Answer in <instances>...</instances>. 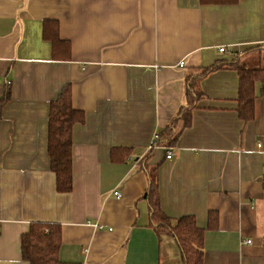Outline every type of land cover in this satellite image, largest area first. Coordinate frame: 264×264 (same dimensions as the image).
I'll use <instances>...</instances> for the list:
<instances>
[{"label": "crops", "instance_id": "0c3cea01", "mask_svg": "<svg viewBox=\"0 0 264 264\" xmlns=\"http://www.w3.org/2000/svg\"><path fill=\"white\" fill-rule=\"evenodd\" d=\"M45 24L69 59L53 58ZM263 42L264 0H0V264H28L20 238L35 222L59 225L64 264H181L175 239L158 237L149 219L153 169L173 224L193 216L205 229L217 213L202 264H264V84L243 125L237 73L223 66L263 68ZM215 65L196 81L174 156L149 154L190 101L187 76ZM67 86L84 120L71 129L72 190L59 193L48 115Z\"/></svg>", "mask_w": 264, "mask_h": 264}, {"label": "trees", "instance_id": "16d2710c", "mask_svg": "<svg viewBox=\"0 0 264 264\" xmlns=\"http://www.w3.org/2000/svg\"><path fill=\"white\" fill-rule=\"evenodd\" d=\"M201 3L214 1L218 3H237L240 0H200ZM43 35L51 42L52 56L57 60H67L69 44L62 41L56 30L45 24ZM225 68L234 70L238 76V90L236 97V112L243 125H247L254 118L256 82L264 84V67L249 68L238 60L224 63ZM218 66H212L204 70H196V74L187 76L186 93L190 97L188 104L180 108L171 123L166 126L155 140V145L149 148V154L157 147L166 150L172 148L180 134L191 124L192 111L195 108V98L200 95L196 91V81L205 78L208 74L216 71ZM7 100L4 96L0 100V107ZM84 114L76 110L71 104L70 88L67 86L56 100L49 106L48 115V155L50 170L55 176V189L59 193H69L72 190L71 175V129L74 124L82 123ZM116 151L112 153L115 159ZM146 165H144V169ZM146 172L148 169H145ZM155 170L148 172V186L143 197L148 203L149 219L155 234L168 235L175 239L181 250V264H202L203 238L205 231L216 230L217 213L209 212L207 227L200 229L196 226L193 216H182L173 220L167 217L160 207L158 185L154 178ZM262 188L264 192V172L262 175ZM61 245L60 227L54 223L35 222L29 225L28 231L20 238L21 257L28 264H64L59 260L58 252Z\"/></svg>", "mask_w": 264, "mask_h": 264}, {"label": "built area", "instance_id": "2783aa9c", "mask_svg": "<svg viewBox=\"0 0 264 264\" xmlns=\"http://www.w3.org/2000/svg\"><path fill=\"white\" fill-rule=\"evenodd\" d=\"M261 46L264 48V42L261 44ZM218 51L220 53H227V51H226V49L224 47L219 48ZM183 65H184V62H179V64H178L179 67H182ZM156 139H157V135H155V137L153 138V140H152L151 145L149 146V148H151V147H153L155 145V140ZM174 154H175V150L170 149V148L167 149L166 150V159L172 158L174 156ZM113 194H114V196L116 198H120V193L119 192H114ZM109 230H111V229H109ZM247 243H249V241H247Z\"/></svg>", "mask_w": 264, "mask_h": 264}, {"label": "rangeland", "instance_id": "374dc122", "mask_svg": "<svg viewBox=\"0 0 264 264\" xmlns=\"http://www.w3.org/2000/svg\"><path fill=\"white\" fill-rule=\"evenodd\" d=\"M257 64H250L249 66H251V67H254V66H256Z\"/></svg>", "mask_w": 264, "mask_h": 264}]
</instances>
